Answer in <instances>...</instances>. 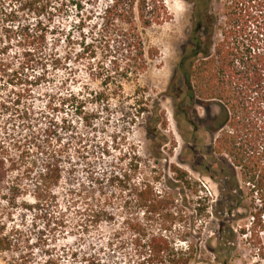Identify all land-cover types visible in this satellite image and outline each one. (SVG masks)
<instances>
[{
  "label": "rangeland",
  "instance_id": "374dc122",
  "mask_svg": "<svg viewBox=\"0 0 264 264\" xmlns=\"http://www.w3.org/2000/svg\"><path fill=\"white\" fill-rule=\"evenodd\" d=\"M96 1L54 0L52 13L41 16L54 27L48 39L55 38L60 55L68 56L53 68L44 56L42 63L25 54L24 46L12 37L11 28L17 31L21 24L33 26L36 15L21 10L16 0H0V141L9 146L35 136L42 145L53 125L49 133L53 146L65 147L62 180L52 197L39 196L34 182L19 172L12 175V180L20 179L23 186L18 198L10 197L7 185H2L0 232L11 243L9 249L0 251V264L57 260L63 250L98 244L126 218L137 219L151 231L171 228L197 243V225L202 221L201 244L209 239L215 247L212 234L217 219L213 211L217 201L223 200L218 184L209 176V167L221 162L222 156L212 159L208 155L217 135L207 131L206 118L216 115L219 107L215 101L206 105L186 100L177 69L179 59L192 46L193 4L165 0L171 18L143 31L146 49L158 53L148 60L147 69L137 79L125 82L121 90L113 83L102 84L97 68L101 61L110 64L100 50L91 62L78 55L82 37L90 38L92 23L83 22L93 7L102 6ZM223 2L212 3L217 24L223 20ZM219 39L217 29L214 40ZM89 63L96 70L92 71ZM180 100L177 114L175 105ZM140 110L143 112L138 114ZM24 111L27 116L21 117ZM186 115L195 126L184 119ZM33 156L38 169L43 156ZM172 165L186 170L197 182L201 200L209 205L205 215L195 212L193 200L198 198L188 190L182 193L170 171ZM124 173L126 178L120 176ZM144 180L154 192L170 194L174 205L160 213L139 206L134 187ZM249 204L246 194L244 205L232 215L234 226L249 222L245 218ZM95 208L105 210L99 225L88 222ZM223 208L217 206V214L226 217ZM220 255L199 250L191 264H222ZM227 264H264V244L258 251L248 234L242 237L236 232Z\"/></svg>",
  "mask_w": 264,
  "mask_h": 264
},
{
  "label": "trees",
  "instance_id": "16d2710c",
  "mask_svg": "<svg viewBox=\"0 0 264 264\" xmlns=\"http://www.w3.org/2000/svg\"><path fill=\"white\" fill-rule=\"evenodd\" d=\"M53 1L16 0L21 10L36 15V23L21 24L16 27L17 31L12 28L11 31L12 37L24 46L25 54L36 56L42 63L44 56L56 68L68 56L60 55L55 38L48 39L54 27L51 29L50 22L45 23L41 17L52 13ZM187 1L193 4L195 25L190 37L192 46L177 66L184 98L190 103L200 101L206 105L215 101L219 107L216 115L206 118L207 131L217 135L208 155L212 159L214 155L222 156L221 162L214 161L215 165L209 167V176L218 184L220 200H223L217 201L213 211L217 219L212 234L215 247L209 239L201 244L202 221L197 225L200 241L197 243L183 234L173 233L171 228L151 231L137 219L126 218L98 244L63 250L57 260H47L46 264H191L199 250L207 249L221 252L224 256L217 257L222 264H227L236 232L242 237L248 234L253 246L261 251L264 244V0H224L221 24H217L218 18L212 12L214 0ZM96 5L83 22V25L88 20L92 23L88 31L90 38L82 37L78 55L91 62L100 50L102 58L109 59L110 64L107 66L101 61L97 68L102 84L113 83L122 90L124 83L137 79L147 69L148 60L158 53L156 49H146L143 31L168 21L170 12L165 0H97ZM217 29L220 39L215 42ZM90 69L96 70L93 65ZM180 102L175 105L177 114ZM23 115L27 116V112ZM184 119L195 126L187 115ZM52 128L53 125L42 145L36 142L35 136L11 142L9 146L0 141V189L6 184L8 195L13 199L23 190L20 179L12 180L17 172L34 182L39 196L55 195L64 172L65 147L53 146L49 134ZM34 153L43 156L38 169ZM170 171L182 193L188 190L199 199L193 200L197 205L195 212L205 215L209 205L201 200L197 182L179 166L172 165ZM120 176L126 178L125 173ZM245 190L250 200L245 216L249 222L236 227L232 215L244 205ZM134 195L138 205L149 212L160 213L174 205L170 194L154 192L145 180L134 187ZM180 203L185 204L186 200ZM220 205L226 217L217 214ZM92 212L88 222L99 225L105 210L95 208ZM192 229L188 226V230ZM10 243V238L0 232V251L9 249Z\"/></svg>",
  "mask_w": 264,
  "mask_h": 264
}]
</instances>
